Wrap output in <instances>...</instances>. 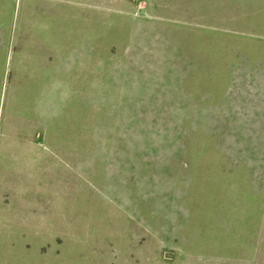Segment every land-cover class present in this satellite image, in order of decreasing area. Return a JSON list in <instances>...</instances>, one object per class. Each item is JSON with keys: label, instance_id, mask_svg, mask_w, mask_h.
<instances>
[{"label": "rangeland", "instance_id": "1", "mask_svg": "<svg viewBox=\"0 0 264 264\" xmlns=\"http://www.w3.org/2000/svg\"><path fill=\"white\" fill-rule=\"evenodd\" d=\"M140 2L102 0L96 27L56 33L36 30L42 22L32 17L28 0H10L4 22L11 32L4 38L7 48L0 49L8 58L1 114L14 116L23 135L3 166L0 264H245L222 255L215 247L218 240L212 245L210 240L185 241L178 225L152 217L157 170L148 169L147 184H138L143 157L148 164L152 153L173 150L175 121L191 114L118 109L126 98L118 71L126 65L109 61H127V45L133 30L138 38L140 22L132 16V5L141 7ZM147 4L154 16L148 26L161 30L175 55L190 58L191 43L213 56L264 52V0ZM59 40L80 46L81 57L86 51L85 56L102 61L101 86L88 78L87 94L79 95L83 82L68 90L54 71L56 64L48 70L36 62L48 48L55 51ZM145 186L148 203L141 193ZM24 219L35 221L19 222ZM163 228L171 231L168 240ZM246 264H264V213L257 254Z\"/></svg>", "mask_w": 264, "mask_h": 264}, {"label": "crops", "instance_id": "2", "mask_svg": "<svg viewBox=\"0 0 264 264\" xmlns=\"http://www.w3.org/2000/svg\"><path fill=\"white\" fill-rule=\"evenodd\" d=\"M28 1L32 17L42 22L36 26L37 31H85L102 20L97 13L102 0ZM147 1L140 2L143 4L138 8L132 5V16L140 22L138 38L134 39L133 30L127 45V61H109L126 65L118 71L119 87L126 84V98L118 109L191 114L184 120L178 115L173 150L152 153L148 164L143 157V163H139L142 167H136L143 176L138 184H147L148 169L157 170V186L153 190L150 187L156 199L152 217L159 218L161 224L178 225L185 241L210 240L212 245L213 239L218 240L215 247L222 255L246 264L257 254L258 225L264 213V52L261 56H213L191 43L190 58L175 55L173 45L160 35L161 30L148 26L147 21L154 16L147 11ZM9 5L10 0H0V49L7 48L4 38L11 32L4 22ZM40 16L47 18L39 20ZM53 48L55 51L48 48L36 62L48 70L56 64L54 71L62 75L68 90L83 82V88L78 85V94L86 95L88 78L94 79L96 86L97 82L102 85L101 60L85 56L86 51L81 57V47H72L64 40L55 42ZM7 59V54L0 55V184L7 152L13 144L22 142L18 136L23 135L14 116L1 114L3 106L5 111L2 103ZM141 193L148 203L146 186ZM134 214L139 216L135 205ZM161 230L168 240L171 231Z\"/></svg>", "mask_w": 264, "mask_h": 264}]
</instances>
